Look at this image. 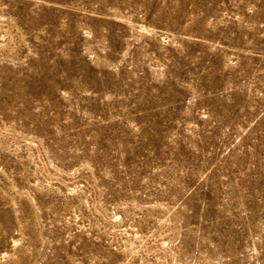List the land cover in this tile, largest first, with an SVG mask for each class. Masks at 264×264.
Returning <instances> with one entry per match:
<instances>
[{
	"label": "rangeland",
	"instance_id": "374dc122",
	"mask_svg": "<svg viewBox=\"0 0 264 264\" xmlns=\"http://www.w3.org/2000/svg\"><path fill=\"white\" fill-rule=\"evenodd\" d=\"M0 264H264V0H0Z\"/></svg>",
	"mask_w": 264,
	"mask_h": 264
}]
</instances>
